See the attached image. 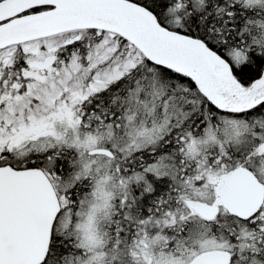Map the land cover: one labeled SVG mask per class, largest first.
<instances>
[{"label": "snow or ice", "instance_id": "obj_1", "mask_svg": "<svg viewBox=\"0 0 264 264\" xmlns=\"http://www.w3.org/2000/svg\"><path fill=\"white\" fill-rule=\"evenodd\" d=\"M0 264H264V0H0Z\"/></svg>", "mask_w": 264, "mask_h": 264}]
</instances>
